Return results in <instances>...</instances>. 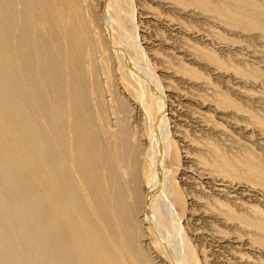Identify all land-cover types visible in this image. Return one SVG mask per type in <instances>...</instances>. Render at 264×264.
Returning <instances> with one entry per match:
<instances>
[{
	"label": "bare ground",
	"instance_id": "1",
	"mask_svg": "<svg viewBox=\"0 0 264 264\" xmlns=\"http://www.w3.org/2000/svg\"><path fill=\"white\" fill-rule=\"evenodd\" d=\"M218 84L264 106V0H0V264H264V117Z\"/></svg>",
	"mask_w": 264,
	"mask_h": 264
},
{
	"label": "rangeland",
	"instance_id": "2",
	"mask_svg": "<svg viewBox=\"0 0 264 264\" xmlns=\"http://www.w3.org/2000/svg\"><path fill=\"white\" fill-rule=\"evenodd\" d=\"M169 1H174V0H169ZM95 3V6L98 7L97 5V1L94 2ZM146 5H150V7H152L153 9H155V11L157 13H162L161 9L158 8L157 5L155 4H152L147 1L145 2ZM149 3V4H148ZM155 6V7H154ZM134 7H135V4H134ZM158 8V9H157ZM157 9V10H156ZM160 10V11H159ZM123 13V12H122ZM193 27L197 28V25H193ZM224 34H221V36H223ZM223 39H225V35L222 37ZM235 41H238L237 39ZM253 44V42H251ZM251 43H245L243 42V49H244V54L247 56L249 54H251L252 52H255L257 49H256V44H251ZM249 44V46H248ZM255 48V49H254ZM252 50V51H251ZM255 50V51H254ZM250 52V53H249ZM211 78L209 77V81L210 82H213L212 80H210ZM217 86V89L221 90L222 92L225 90L224 87H221L219 84L216 85ZM225 95L224 97L221 96V98H224V103H225V107L229 110V111H236L234 109H238V114H239V121L241 122L242 125H253L255 124L257 121H258V117H264V106H260V108H256V106H254L252 103H250L249 101H240L239 99L237 98H234L231 96V94H229L227 91L223 92ZM227 93V94H226ZM260 110V111H259ZM263 113V114H262ZM146 127V125H145ZM207 140H206V139ZM201 138L199 139V143L201 144H207L209 146H213L212 148H214V145H216V147H218L223 154H221V160H219V158L211 155L209 152V148L208 147H204L207 149L206 150H203L202 152V158H203V162L205 165H214L216 163H219L221 161H223L224 159L228 160L230 163H231V167L228 166V167H225V171L227 174V177H230V178H237V179H244L243 177V174H242V171L243 172H247L248 171V168L244 166L243 164V158H239L242 157V155L244 154L243 152H240V151H243L241 150L239 145L236 146V143L235 142H232L230 140H227L225 138H220V139H215V138ZM203 141V142H202ZM227 142L229 143L227 145ZM210 143V144H209ZM213 144V145H212ZM253 148V149H252ZM251 148V152L252 153H256L259 157L261 155V151L257 148V147H252ZM235 149V150H234ZM255 149V150H254ZM259 150V151H258ZM256 151V152H255ZM259 152V153H257ZM243 153V154H242ZM180 154H179V158H177V161L180 163ZM261 162L264 163V159H263V156L261 155ZM230 169H232L234 172L233 173H230ZM212 171L216 172V169H213ZM218 172L219 174H222V176L224 175V171L222 169H218ZM243 216L240 217V223L242 225V234L243 235H246V236H250V234L254 237L255 241H261L262 240L264 241V238H262V236L260 235H256V234H253V233H259L254 227H253V223L247 221L246 219L242 218ZM257 218V217H256ZM260 236V237H259ZM263 237H264V233H263ZM262 238V240H260ZM263 244V242H262ZM264 245V244H263Z\"/></svg>",
	"mask_w": 264,
	"mask_h": 264
}]
</instances>
